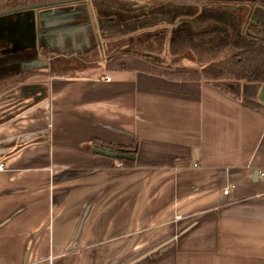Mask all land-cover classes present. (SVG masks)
<instances>
[{
  "label": "crops",
  "instance_id": "0c3cea01",
  "mask_svg": "<svg viewBox=\"0 0 264 264\" xmlns=\"http://www.w3.org/2000/svg\"><path fill=\"white\" fill-rule=\"evenodd\" d=\"M224 4L264 43V0ZM9 14L0 19L9 42L0 53L37 47L38 56L22 63L34 73L0 88V264H264V81L244 80L235 97L202 77L106 67L109 41L170 32L182 18L120 21L99 16L90 0ZM93 47L97 65L49 72L53 56ZM143 56L172 66L167 47ZM104 142L135 145L132 162L97 150Z\"/></svg>",
  "mask_w": 264,
  "mask_h": 264
},
{
  "label": "trees",
  "instance_id": "16d2710c",
  "mask_svg": "<svg viewBox=\"0 0 264 264\" xmlns=\"http://www.w3.org/2000/svg\"><path fill=\"white\" fill-rule=\"evenodd\" d=\"M69 2L70 0H0V13L39 3ZM97 14L102 17L118 18L129 21L146 14H165L171 21L182 20L170 30L166 27L133 33L127 37L111 40L107 43L108 68H142L166 74H180L188 78L202 77L212 81L235 97L242 96V83L264 81V43L244 34L245 15L240 10L230 9L224 0H152L149 9L124 10L105 5L103 0H90ZM191 19L212 20L206 28H194ZM129 44L131 53H116L114 50ZM8 41L0 39V48L7 47ZM167 47L171 55V67L159 68L143 54L147 51L161 53ZM227 47L238 51L220 58ZM37 47H25L0 53V88L4 85L23 81L34 70L24 69L25 60L37 57ZM183 58L194 60L193 68L177 67ZM101 59L98 47H93L86 54L56 55L50 58L48 70L51 74H77L88 66L97 65ZM115 152L134 153L135 145L103 143ZM125 164H130L132 157L113 156Z\"/></svg>",
  "mask_w": 264,
  "mask_h": 264
},
{
  "label": "water",
  "instance_id": "95a60500",
  "mask_svg": "<svg viewBox=\"0 0 264 264\" xmlns=\"http://www.w3.org/2000/svg\"><path fill=\"white\" fill-rule=\"evenodd\" d=\"M50 2H46V3H39V4H33V5H28V6H24V7H19V8H15L12 10H9L7 12H2L0 14H5V13H9L10 11H17V10H24V8H38L39 6H43V5H49ZM97 150L101 151V152H106L109 155H116V156H126V157H133L134 154L133 153H124V152H115L112 149L108 148V147H98Z\"/></svg>",
  "mask_w": 264,
  "mask_h": 264
},
{
  "label": "rangeland",
  "instance_id": "374dc122",
  "mask_svg": "<svg viewBox=\"0 0 264 264\" xmlns=\"http://www.w3.org/2000/svg\"><path fill=\"white\" fill-rule=\"evenodd\" d=\"M29 11H33L32 9H29ZM9 16H12V15H1L0 17H2V18H0V19H4L5 17H9ZM2 21V20H1ZM10 27V26H9ZM224 53H226V52H224ZM228 53V52H227Z\"/></svg>",
  "mask_w": 264,
  "mask_h": 264
},
{
  "label": "built area",
  "instance_id": "2783aa9c",
  "mask_svg": "<svg viewBox=\"0 0 264 264\" xmlns=\"http://www.w3.org/2000/svg\"><path fill=\"white\" fill-rule=\"evenodd\" d=\"M105 78L106 79H109L110 78V76L109 75H105ZM4 166V163H0V167H3ZM227 190H228V188L227 189H225V191L227 192Z\"/></svg>",
  "mask_w": 264,
  "mask_h": 264
}]
</instances>
